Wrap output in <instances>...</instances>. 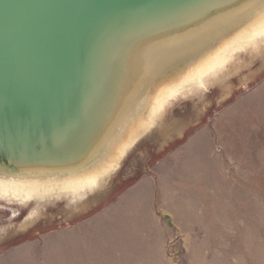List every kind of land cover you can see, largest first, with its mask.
Returning a JSON list of instances; mask_svg holds the SVG:
<instances>
[{"label": "rangeland", "instance_id": "rangeland-1", "mask_svg": "<svg viewBox=\"0 0 264 264\" xmlns=\"http://www.w3.org/2000/svg\"><path fill=\"white\" fill-rule=\"evenodd\" d=\"M254 47L170 98L96 188L0 190V264H264V41Z\"/></svg>", "mask_w": 264, "mask_h": 264}, {"label": "water", "instance_id": "water-1", "mask_svg": "<svg viewBox=\"0 0 264 264\" xmlns=\"http://www.w3.org/2000/svg\"><path fill=\"white\" fill-rule=\"evenodd\" d=\"M263 17L264 0H0V182L99 186L165 83Z\"/></svg>", "mask_w": 264, "mask_h": 264}, {"label": "bare ground", "instance_id": "bare-ground-1", "mask_svg": "<svg viewBox=\"0 0 264 264\" xmlns=\"http://www.w3.org/2000/svg\"><path fill=\"white\" fill-rule=\"evenodd\" d=\"M262 37H264V17L258 20L256 24L253 27H251L248 31L236 36L233 40L223 45L218 51L211 54L210 56H207L204 60L199 62L192 69L186 71L180 76H177L167 81L163 86V88L159 90V92L155 96L154 106L151 111V116L149 117L147 122L143 123L140 126L139 132L153 125L154 119L164 109L165 107L164 105H166L169 99L174 97L179 92V90H181L183 87H185L190 83H197L199 85L203 84V82L206 80L204 79L206 76L211 74L219 67L224 66L226 62L235 55L236 52L245 49L246 47L257 46L258 40L262 39ZM165 134H166L165 135L166 139L167 137L169 138V136L171 135L170 134L168 136V132ZM137 135L139 136V134H136V136ZM123 154H124V149H123ZM123 154H121V156ZM119 159L120 158H116L113 164H111L110 167L113 171ZM105 174L106 172H104L103 174L97 172L89 177L81 178L78 180H69L68 182L64 183L63 186L59 189L71 193H79L85 189L92 190L98 186L100 181L99 177H103L105 176ZM52 189H48V191ZM0 190L3 191V195L5 196L10 195L14 199L22 198L23 200H29L34 193L39 192L38 188L36 187H32L28 185L12 187L10 184L2 183V182H0ZM33 214H36V212ZM33 214H30V216Z\"/></svg>", "mask_w": 264, "mask_h": 264}]
</instances>
